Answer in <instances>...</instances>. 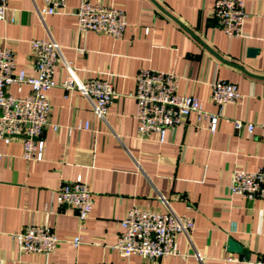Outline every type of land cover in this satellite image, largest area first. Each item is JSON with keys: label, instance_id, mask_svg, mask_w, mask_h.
<instances>
[{"label": "crops", "instance_id": "obj_1", "mask_svg": "<svg viewBox=\"0 0 264 264\" xmlns=\"http://www.w3.org/2000/svg\"><path fill=\"white\" fill-rule=\"evenodd\" d=\"M82 1L124 10L122 36L79 31L76 10ZM214 1L67 0L64 13L40 18L42 0H8L0 44L14 53V72L35 75L31 39H54L59 54L41 136L43 158L24 159L19 137L0 141V264H249L264 259V200L230 193L234 170L264 167V0H245L243 37H228L219 28ZM250 49L255 53L248 54ZM142 68L176 74L177 92L197 97L209 113L219 111L210 96L216 79L234 83L240 97L223 105L214 133L207 119L191 112L166 130L163 142L157 135L143 140L132 97ZM69 73L113 83L119 98L104 119L94 117L92 101L60 86ZM29 91L28 84L20 90L15 83L8 87L15 96ZM237 119L254 123L253 132L235 129ZM85 122L90 130L77 129ZM79 175L93 204L74 246L78 219L72 207L57 204L56 190ZM159 196L175 213L193 217L190 236L177 233L174 239L181 251H197L201 261L123 257L113 248L127 211L134 205L163 211ZM32 224L54 230L60 239L54 252L18 250L14 234ZM229 239L247 254L229 251Z\"/></svg>", "mask_w": 264, "mask_h": 264}, {"label": "built area", "instance_id": "obj_2", "mask_svg": "<svg viewBox=\"0 0 264 264\" xmlns=\"http://www.w3.org/2000/svg\"><path fill=\"white\" fill-rule=\"evenodd\" d=\"M66 6L67 0H42L37 10L40 18H43L45 15L64 13ZM8 11V0H0V20L7 18ZM247 16L245 0L214 1V17L228 37L244 36ZM76 18L79 31H94L114 38L121 37L127 26L124 10L90 1L80 3ZM29 44L35 71L32 76L26 75L23 70L14 72L13 51L0 44V141L8 144L12 138L19 137L22 141V157L26 160H41L44 149L41 136L50 111L48 91L57 85L53 76L59 48L52 38H34ZM178 80L179 77L170 71L142 68L136 74L132 97L136 100L135 117L138 120L140 139L146 140L157 135V140L163 142L166 130L182 124L191 112H195L198 119H207V127L214 133L223 105L235 102L240 97L234 83L216 79L211 85L210 96L219 111L209 113L201 107L197 97L177 92ZM13 83L18 85V90L21 85L28 84L29 93L24 96L9 93L8 87ZM60 86L66 92L76 90L92 101L93 115L100 120L105 118L109 105L119 98L113 83L108 79L81 80L69 73ZM234 127L237 130L243 128L251 134L255 124L237 119ZM57 128V125L54 126V129ZM77 129L90 130V123L80 124ZM230 193L246 199L264 200V167L254 171L234 170ZM159 200L164 207L163 211L142 209L137 205L127 211L120 219L121 230L113 248L123 257L139 255L155 260L170 255L182 259L194 256L201 261L202 256L197 251H181L174 239L177 233L190 236L194 229L193 217L175 213L165 197L159 196ZM56 202L58 205H69L75 210L79 231L71 242L77 246L81 229L90 216L93 204L87 181L81 175L74 180L63 181L56 190ZM14 239L20 252L44 255L54 252L60 242L51 227L34 224L15 233ZM249 264H264V259L249 261Z\"/></svg>", "mask_w": 264, "mask_h": 264}, {"label": "water", "instance_id": "obj_3", "mask_svg": "<svg viewBox=\"0 0 264 264\" xmlns=\"http://www.w3.org/2000/svg\"><path fill=\"white\" fill-rule=\"evenodd\" d=\"M255 50L254 49H250L248 51V54H254ZM228 250L231 252H237L239 254H247V251L245 249H243V247L237 243L236 241H234L233 239H229L228 240Z\"/></svg>", "mask_w": 264, "mask_h": 264}]
</instances>
